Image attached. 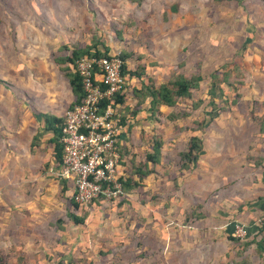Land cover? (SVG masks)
I'll list each match as a JSON object with an SVG mask.
<instances>
[{
	"label": "rangeland",
	"instance_id": "1",
	"mask_svg": "<svg viewBox=\"0 0 264 264\" xmlns=\"http://www.w3.org/2000/svg\"><path fill=\"white\" fill-rule=\"evenodd\" d=\"M149 42L163 50L169 63L189 54L190 64L180 66L181 73L198 74L201 80L192 99L171 110L188 107L189 100H200L190 120H203L204 128L213 125L222 131L217 143L231 144L232 152L239 151L231 155L245 166L244 148L250 142L251 125L256 126L257 118L264 114V0H242L240 4L233 0H143L139 5L128 0H0V138H7L2 131L7 125H35L34 114L46 103L58 110L66 104L65 63L57 64L56 58L84 46L131 54L139 48L145 53ZM168 43L171 50L166 49ZM215 69L228 73L227 84L209 77ZM170 72L179 71L168 69L159 79L165 81ZM218 86L223 89L221 98L208 103L210 95L218 93ZM125 92L130 97L128 87ZM127 99L124 104L131 108ZM167 112L165 108L155 114V122L149 113L139 120L141 124L134 121L137 128L130 134L129 144L142 149L126 152L132 168L143 160L144 146H150L152 137L176 144L173 148L166 144L172 150H166L165 160L156 166L162 174H152L155 180L166 175L173 179V186L171 183L168 189L159 179L158 194H151L149 187L132 191L133 198L142 200L143 210H158L153 220L145 214L127 219L129 212L139 209L125 195L104 204L95 201L73 207L70 193L60 192V184L50 172L52 149L48 144L41 149L45 154L30 148L14 157L0 143V264H264V249L256 246L264 234L256 226L264 207L254 211L248 222L254 227L251 239L245 240L246 233L242 239L222 238L221 244L214 242L217 235L210 237L212 232H192L179 214L182 207L178 203L172 207L175 215L167 212L171 207L164 203L166 197L181 200L174 191L183 175L176 149L183 145V129L191 125L190 120L171 123ZM35 139L32 145H36ZM245 172L240 178L253 186L255 182ZM125 174L131 176V170ZM147 180L151 183V175ZM68 213L84 216L83 223L73 224ZM240 223L247 229V223ZM151 226L156 235L163 229L169 232L163 248L158 241L151 242L155 238L150 231H133ZM128 242L131 247L126 246ZM135 242L147 247L136 250Z\"/></svg>",
	"mask_w": 264,
	"mask_h": 264
},
{
	"label": "crops",
	"instance_id": "2",
	"mask_svg": "<svg viewBox=\"0 0 264 264\" xmlns=\"http://www.w3.org/2000/svg\"><path fill=\"white\" fill-rule=\"evenodd\" d=\"M146 49L148 50V51L146 50L147 52L141 53L142 50H140L139 48L138 50H136L135 48L134 51H139V52H137L136 54L129 53L128 59L125 60L127 68L129 69H133L138 65L143 68L142 70L143 73L141 77L132 76L128 79L126 88L128 87V89L130 90L132 88H138L142 80L145 81L146 76L151 78L153 82L156 84V83L162 82V79H159L158 76L162 75L165 77L166 74L168 73V69L178 68V71L181 72L182 70L180 66L185 67L187 64H190L191 58L189 57V54H186V56L185 55L179 56L180 60L179 59L176 60L177 62H174V63L167 62V59L165 58L166 54L163 53V50L160 51L159 49L158 50L156 49L155 42H149L148 47ZM166 49L171 50V45L169 43ZM65 79H66V83L68 87L67 90L69 91V96L67 95L68 99L66 100V104L63 106V108L58 110L57 108L52 107L50 106V104L46 103L44 107L41 108V111L34 114V116L38 120V122H36L35 125L33 124L34 126L31 124H29V126H26V124L17 123L13 125H7L8 129H2V131L6 133L7 138L5 137L0 138V143L4 145L7 148V150L8 149L12 150L14 152L13 153L14 157H16V154H15L16 152L19 155H21L22 153H25L26 151L30 152V148H32L35 152L39 154H45V152L41 149L44 148L46 144H48L52 149V159H51L52 165L50 167L54 166L57 160L54 158V154H53V151H54L53 142L50 141L52 133L51 131H46L43 128V121L40 115L49 114L51 116L61 118L64 110L74 102L75 97L70 91V87L68 85V80L66 77ZM157 79H158V82H156ZM127 98H126L127 101H130V104H132L131 105V108H132L134 104L136 103V100L131 97H127ZM190 101L191 100H189V103ZM1 104L2 102H0V105ZM180 104H184V101H182ZM6 105L8 106L7 108H9V104H6ZM125 105L126 104H124V106ZM147 106H148L147 100H145L140 105H138V107H134V108H137V112L134 115L133 119L130 120L129 122L130 126L126 129H123L122 136H121L122 138L121 142H122V148L124 147L127 150V153L129 151L133 152L135 150L139 151L140 149H142V146L139 147L140 145L136 147H132L129 144V141H131L130 134L135 133V129L137 128L136 126H134L133 122L136 120L137 122H139L140 119L142 120V118L144 117V114L148 113ZM0 107H3V106H0ZM198 107L190 111L196 112ZM165 108L166 109L168 108L169 112L176 111V110H171V108L173 109V107H167L164 105H160L158 110L159 112H162V110ZM183 109H186V108H183ZM191 112L189 113L187 117L177 118L175 120H172L171 123H178V120H180L181 122L189 121L192 115ZM6 116L8 117L9 114L7 113ZM7 117H6V120H8ZM148 117L149 119L151 118L152 121L154 122L157 121V119L156 120L153 119L150 115ZM158 119H161V118L158 117ZM198 121L200 122L201 120H190L191 125L183 129L184 135L181 136L182 138L181 142L183 145L182 147L177 148L176 151L178 153L179 151L184 150L187 139L192 135H196L201 138L202 140L201 151L198 154L197 159L194 162L190 163L189 168L182 171L183 175L181 178V185L179 189L174 190L176 191V193H179L181 200L177 198L172 199L170 196L166 197L163 201L164 203L170 205L171 208H169L168 211L167 209L165 210L167 212L170 211L171 216L175 215L176 213L174 212L172 214V210H174V208L172 207L179 204L178 207L184 208V210L182 208L179 209V212H180L179 214H181L184 218L188 216L186 221H188V223L190 224L189 229H191L192 232L194 233H198L200 231L205 232L207 234H209L210 232L214 233V235L210 237H216V235L218 236V238L216 237V239L215 238L214 239L218 240L219 242H216L214 240L215 243L221 244L220 240L222 238H224L225 241L231 240V237H233L232 229H231L232 222L233 223L242 222L244 224L247 223L246 225L248 227L246 229L247 231L246 233H248L247 234L248 237H246L245 240L251 239L254 233L253 231L254 227H252L251 222L250 223L248 222L250 221L251 217H253L254 215L253 213H256L257 211H259V208L264 207V138L256 134L257 125L256 126L251 125L253 129H251V131L249 132L251 133L249 137L250 139H248L250 142L248 141L249 142L248 145L246 144L244 148L246 159H245V156L242 157L243 160L245 159L247 161H246L245 166L243 163L241 166L240 160L237 159V156H235L236 158H234L231 155L232 153L237 154L239 151L237 152L236 150L235 152H232L233 147H231L232 145L229 143L224 144L226 143L224 142V143H221V145L220 143H217V136H220V133H222V131L220 132V130L213 127V125L210 126L211 128L208 125H207L208 126L207 128L203 127L202 132L199 130H195L194 128H197ZM213 121H212V124H213ZM141 122L143 121H140L139 123L141 124ZM0 127H3L2 124H0ZM33 137L36 138L35 139L36 145H32ZM158 137L162 140V145L160 148L161 156H160V162L152 166L154 169V172L149 174L151 175V183L147 180L149 175L143 176L140 178L141 181H140L139 186L125 193V196H126L125 200H128V202L130 201L134 202V206L138 207L136 209H139V212H134V214H131V212H129L127 219L133 217L136 220V216L141 218L142 215L145 214V215H149V217H151V219L153 220L155 216L157 215V211H158L157 209L143 210L142 200H140L139 198H136V196L135 198H133V195H132L133 190L135 189L137 190L139 188L143 190L149 187V189L151 190V194L153 193L158 194L159 179L160 180L162 179L164 183H167L168 189L170 188L171 183L173 186V182H172L173 179H168L166 175L157 176V180H155V178L152 177V174L153 175L162 174L158 172L156 166L162 164L163 161L165 160L164 155L166 153V150H172L171 147L173 148L175 147L174 145H176L175 142L165 143L164 137H161V136H158ZM166 144L170 145L171 147L167 146ZM144 149H145V152L149 151L150 146H146V147L144 146ZM248 154L250 156L247 157ZM126 157L127 155L125 156V158ZM147 166L150 167L151 165L148 163ZM126 167H128L127 169L129 170V163L126 164ZM239 168L241 169L239 170ZM244 172H245V175L246 174L251 175L253 182H255L253 186L251 185V183L247 182L248 179L244 177L240 178L241 175H244ZM130 177L132 179L139 178V176L133 175V174H131ZM55 178H56L55 181L59 183L58 178L56 176ZM178 181H180V178H178ZM67 185H68V188L66 190V193H70L71 185L70 183H67ZM172 191H173V188H172ZM137 197H139V195ZM97 202L104 204L106 201H97ZM152 204H153V201L151 202V205ZM194 210L196 213H199L200 215L198 219L193 218L194 216L191 215L190 213L191 211H194ZM227 224L228 226L224 228ZM141 228H139L138 230L136 228H133V231H136V232L139 231L141 234L142 233L146 234L147 233L146 231H150L151 233H153L152 237L155 238V239L151 238L150 239L151 242L158 241V243H161L162 248L164 244L169 242L168 240L166 241L167 235L169 237V232H167L166 230L163 229L164 232H161V234L156 235L154 234L156 230H153V228L155 229V227L153 226L149 227V230H144L143 227ZM132 240L133 239L130 240V243H132ZM128 244H126V246L131 247L132 244L131 245L130 244L128 245ZM143 245H144L143 242L134 243V246H136L135 247L136 250L147 247Z\"/></svg>",
	"mask_w": 264,
	"mask_h": 264
},
{
	"label": "built area",
	"instance_id": "3",
	"mask_svg": "<svg viewBox=\"0 0 264 264\" xmlns=\"http://www.w3.org/2000/svg\"><path fill=\"white\" fill-rule=\"evenodd\" d=\"M123 65L120 51H116L82 55L71 69L80 78L83 96L61 116L59 160L50 171L71 182L70 198L79 206L125 195L121 182L126 177L121 142L124 104L115 101L128 83ZM262 225L264 212L256 223ZM245 235V226L234 222L232 236L242 239Z\"/></svg>",
	"mask_w": 264,
	"mask_h": 264
},
{
	"label": "trees",
	"instance_id": "4",
	"mask_svg": "<svg viewBox=\"0 0 264 264\" xmlns=\"http://www.w3.org/2000/svg\"><path fill=\"white\" fill-rule=\"evenodd\" d=\"M131 3H134L136 5H139L143 0H128ZM221 0H214L215 3L219 2ZM226 1V0H225ZM237 4H240L242 0H233ZM107 47L104 46V49L102 51L98 50L97 48L90 50L89 46H84L81 48H73L69 51L68 54H64V56H61L59 58H56V63L58 64H64L65 66L62 69L64 76L68 80V85L70 87L71 93L74 95L75 100L73 103H77L80 101V99L83 96V91L80 84V78L79 76L74 72L71 71L74 61L79 58L82 55H105L107 53ZM120 57L122 60H124V65L122 67V71L127 75V80L134 76V77H141L143 68L141 66H136L133 69L127 68V65L125 63V60L128 59L129 53L128 52H121L120 51ZM62 64V65H63ZM212 80H215L216 77L219 78V82L221 84H227V78L228 73L227 72H217V70H213L212 73L209 76ZM201 80V76L198 74H189L185 75L181 72H175L167 76L165 81L154 83L151 78L148 76L145 77V81L142 80L140 86L138 88H132L130 92V97L134 98L136 100V103L132 108H127V106H124V113L122 115V125H124V129L128 128L130 126L128 119H132L134 115L137 112L138 105H140L143 101L147 100V109L149 115L156 120L155 114L159 113V106L164 105L167 107H177L182 101L191 99L192 91L195 90L198 87V83ZM214 82V81H213ZM213 82L211 81L210 87L212 88L214 86ZM222 88L218 86V93H212L210 95V100L208 103L212 104L213 99H220L222 94ZM126 92L122 93L121 95H116L115 101L118 103L124 104V101L126 99ZM200 100L190 101L188 107L186 109H176V111L169 112L167 114V119L172 121L177 118H185L189 115L191 112L190 110L196 109L199 104ZM72 103V104H73ZM71 104V105H72ZM250 118L252 120H256L250 113L248 112ZM40 117L43 121V128L46 131H51L52 136L50 141L53 142V154L54 158L58 161L59 160V154H60V143H59V137H60V129H61V123L62 118L51 116L49 114H41ZM254 118V119H253ZM256 122V121H254ZM203 122L198 121L197 122V128H194L195 130L203 131ZM257 132L256 134L258 136L263 135L264 130V114L262 117L257 118ZM35 139V137H33ZM151 145L150 150L146 151L143 156V160L139 161L135 167H130L129 170H131V174L139 176L138 179H132L130 176H126L122 182V189L125 193H127L129 190L136 188L140 185V178L146 175H149L154 172L153 165L158 164L160 162V148L162 145V140L159 137H152L151 139ZM202 148V140L200 137L196 135L190 136L185 144V148L182 151H179L177 153L179 166L178 168L183 171L189 168L190 163L194 162L198 154L200 153ZM127 150L123 147L122 153L126 156ZM129 163L127 159L125 158L122 161L123 170L126 173L127 168L126 164ZM150 164L151 166L148 167L147 164ZM130 165V164H129ZM127 175V174H126ZM60 184V192H65L68 188L67 183L71 182L68 180L58 179ZM71 201V204L73 207H81L78 204L74 203L71 198H69ZM95 202L91 203L94 204ZM196 209V207H195ZM191 215H193V218L198 219L200 217L199 213H196L195 210L190 212ZM189 215V214H188ZM69 219L72 221L73 224H82L84 220V216H78L74 213H68ZM188 216H186V219ZM264 231V225L257 226V231L262 232ZM234 238V237H233ZM231 237V239H233ZM256 246L258 249H264V234L261 236L259 240L256 241Z\"/></svg>",
	"mask_w": 264,
	"mask_h": 264
}]
</instances>
